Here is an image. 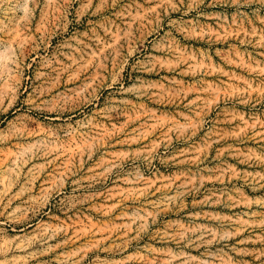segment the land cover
Instances as JSON below:
<instances>
[{
  "label": "rangeland",
  "instance_id": "1",
  "mask_svg": "<svg viewBox=\"0 0 264 264\" xmlns=\"http://www.w3.org/2000/svg\"><path fill=\"white\" fill-rule=\"evenodd\" d=\"M0 264H264V0H0Z\"/></svg>",
  "mask_w": 264,
  "mask_h": 264
}]
</instances>
